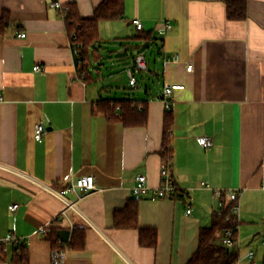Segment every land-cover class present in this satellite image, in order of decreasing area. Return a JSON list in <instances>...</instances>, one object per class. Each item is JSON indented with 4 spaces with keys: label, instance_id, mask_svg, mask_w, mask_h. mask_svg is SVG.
I'll list each match as a JSON object with an SVG mask.
<instances>
[{
    "label": "crops",
    "instance_id": "1",
    "mask_svg": "<svg viewBox=\"0 0 264 264\" xmlns=\"http://www.w3.org/2000/svg\"><path fill=\"white\" fill-rule=\"evenodd\" d=\"M103 1L0 0V19L9 13L14 21L0 35V243L11 235L25 239L29 264H50L54 247L40 231L58 226L72 229L69 242L76 230L85 240L83 249L66 250V264H188L201 229L212 226L216 192L239 190L238 259L251 264L245 256L253 251V262L263 264L264 248L254 247L264 245V0H248L242 22L228 19L227 0H126L124 19L100 23L99 53L86 76L75 63L62 11L52 3L91 18ZM133 20L157 36L166 22L172 25L157 43L161 64L148 61L149 71L136 74V87L127 72L137 55L132 50L136 43L150 46L136 39ZM22 33L26 37H18ZM175 55L180 62H168ZM108 56L124 65L109 79L101 74ZM103 78L107 87H99ZM126 82L140 90L139 99L125 87L121 99L104 94ZM166 83L185 87L172 101L170 165L182 195L153 201L135 197L133 189L140 175L151 188L161 184ZM109 98L146 102L147 126L109 121L97 108ZM38 124L46 128L41 142L35 138ZM201 137L211 138L213 147L201 146ZM87 176L97 190L78 207L97 230L72 212L71 223H57L65 203L50 189L61 192ZM132 203L138 226L156 229L155 248L141 246L138 229L116 226V213ZM8 249L10 257L16 253Z\"/></svg>",
    "mask_w": 264,
    "mask_h": 264
},
{
    "label": "trees",
    "instance_id": "2",
    "mask_svg": "<svg viewBox=\"0 0 264 264\" xmlns=\"http://www.w3.org/2000/svg\"><path fill=\"white\" fill-rule=\"evenodd\" d=\"M65 7L67 9L62 14L66 21L72 49L77 53L75 55V63L80 74L88 76V69L92 60L99 53V25L104 21L124 19L126 0H104L95 9L91 18H82L74 6L65 5ZM227 17L230 21H246L248 18V0H227ZM13 26L14 21L10 14L5 13L0 19V35ZM136 39L146 41L148 46H150L153 43L157 44L162 38L141 30L138 32ZM97 108L109 121L121 123L125 127H145L148 124L147 103L144 101L102 99L97 104ZM173 125L174 115L171 106L170 109L166 110L164 138L160 152L163 160L170 164L173 160ZM115 223L118 228L138 229L141 246L147 248H155L157 246L158 234L156 229L140 228L138 226V206L136 204L132 203L126 210L116 213ZM237 223V219L230 210V205L223 209L221 215L217 211L214 212L212 226L201 229L198 250L188 264H234L240 256V251L236 247L229 249L222 245L221 238L226 230L235 229ZM61 230V227L58 226L50 227L44 236L45 239L52 243L54 249L68 250L69 248L83 249L85 247L84 237L77 235V230L69 243L61 242L59 238ZM235 236L238 237L237 232ZM4 250V245L0 243V262L9 259L13 264H29V253L25 244L22 245L17 254L14 253L11 257Z\"/></svg>",
    "mask_w": 264,
    "mask_h": 264
},
{
    "label": "built area",
    "instance_id": "3",
    "mask_svg": "<svg viewBox=\"0 0 264 264\" xmlns=\"http://www.w3.org/2000/svg\"><path fill=\"white\" fill-rule=\"evenodd\" d=\"M52 7L61 10L62 12L65 11L67 8L60 4L59 2L52 3ZM132 24L136 27L138 31L143 30V25L139 20H133ZM172 30V25L170 22H166L164 27L158 31V36L160 38L164 37L168 32ZM18 37H26V34H19ZM74 55H77L74 52ZM179 63L180 57L178 55L173 56L172 58L168 59V62ZM36 71H40V67L35 68ZM187 70L192 72L193 66L188 65ZM149 71V63L144 54H137L134 60V67L128 69V76L130 79V85L136 87L138 84V79L136 77L137 73H144ZM185 87L183 85H173L166 83L164 85L163 91V101L166 106V109H170L172 106V101L175 92L184 90ZM2 97H0V102L2 101ZM46 133V128L42 124H38L36 126V135L35 138L38 142L43 140V137ZM198 143L206 149H210L213 147V141L209 137H201L198 140ZM170 163L167 161L163 162L162 170H161V184L157 188H151L148 185L147 178L144 175H140L136 177V186L133 189V194L137 198H146L149 197L153 201L158 200H165V199H175L176 197L182 195V191L178 188L175 178L171 172ZM203 186H206L203 184ZM262 189L264 190V180L262 183ZM97 190L95 179L93 176L83 177L76 181L70 183L63 191H57L54 189H50V191L60 198L65 203V209L58 215L56 222L61 223L62 221H66L71 223L70 213H74L79 216L89 227L97 230L94 223L80 210L78 207V203L83 200L85 197L90 195L91 193ZM68 194H75L77 197L76 201H71L67 195ZM241 191L239 190H230V191H218L216 192L217 197L219 198L218 210L217 213L221 215L224 208L227 205H230V210L237 219V225L235 229H228L224 232L223 237L221 238V243L225 247L232 249L234 247L240 248V240L238 237L235 236V233L239 231V219L238 215L240 212L239 200L241 196ZM223 197H228L229 202L224 201ZM18 205H14L11 207V210H16ZM188 214H191V207L188 206L187 210ZM48 228L42 229L40 234L45 236ZM72 233V229L70 230ZM261 241L264 243V233L260 235ZM62 242V241H61ZM5 247V253L9 252L8 247L12 246L15 250L14 252L18 253L22 245L26 244L25 239L17 238L13 235L9 236L8 239L1 242ZM255 253L252 251L248 256V259L252 261L251 264H255L254 261ZM67 259V251L63 249H54L51 255L50 264H66ZM240 259H238L234 264H240ZM0 264H13L9 260L2 261Z\"/></svg>",
    "mask_w": 264,
    "mask_h": 264
},
{
    "label": "rangeland",
    "instance_id": "4",
    "mask_svg": "<svg viewBox=\"0 0 264 264\" xmlns=\"http://www.w3.org/2000/svg\"><path fill=\"white\" fill-rule=\"evenodd\" d=\"M136 48L138 49H134L132 50V53H136V54H144L146 56V58L148 59V61L151 63V65H155V64H161V57L158 53V45L157 44H151L149 48H142L141 47V44L139 43H136ZM116 47L115 46H109L107 47L108 50H114ZM105 62V65L101 68V74H102V77H105L107 79L110 78L111 76V72L113 70L114 72V76L115 75H118V74H121L124 69V65L120 62H117V61H112V59H110V56L107 57V59L104 61ZM97 68H99V64H97L96 66ZM111 69V70H110ZM107 79H104L102 80L101 84L99 87H107V85L109 84ZM125 85H121L120 86V90H117L115 88V90H113L112 94H106L104 93L106 96H110L112 98H116V99H121L123 98L126 93V90L124 89L127 88L128 91H127V95L133 97V98H136V99H139L140 98V90H135L134 87H130L129 86V83H124ZM156 86H158L159 88V83L156 81L155 82ZM256 247H254L255 249H257V247H259V252H262L263 248H264V245L259 243L258 244L256 243L255 245ZM252 251H249L246 256H245V260H249L248 259V256L250 255Z\"/></svg>",
    "mask_w": 264,
    "mask_h": 264
},
{
    "label": "water",
    "instance_id": "5",
    "mask_svg": "<svg viewBox=\"0 0 264 264\" xmlns=\"http://www.w3.org/2000/svg\"><path fill=\"white\" fill-rule=\"evenodd\" d=\"M59 236L64 243H68L71 236V232L70 230H62L59 232Z\"/></svg>",
    "mask_w": 264,
    "mask_h": 264
}]
</instances>
